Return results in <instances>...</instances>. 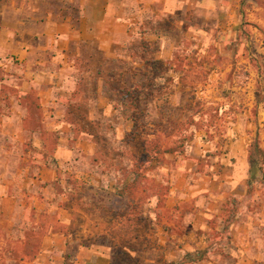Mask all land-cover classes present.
<instances>
[{
	"label": "rangeland",
	"instance_id": "374dc122",
	"mask_svg": "<svg viewBox=\"0 0 264 264\" xmlns=\"http://www.w3.org/2000/svg\"><path fill=\"white\" fill-rule=\"evenodd\" d=\"M10 1L0 0V30ZM238 5L248 62L194 48L171 61L147 52L144 61H123L111 87L125 123L83 122L85 130L73 131L83 137L79 148L67 146L77 148L76 161L51 183H40L39 165L23 156L51 153L55 144L39 152L31 130L10 128L21 120L32 126L38 114L13 113L6 97L15 72L0 66V264H40L42 239L54 233L74 247H108L112 264H264V165L251 160L256 141L264 151V0ZM37 202L45 207L31 208ZM160 236L190 254L171 261Z\"/></svg>",
	"mask_w": 264,
	"mask_h": 264
},
{
	"label": "crops",
	"instance_id": "0c3cea01",
	"mask_svg": "<svg viewBox=\"0 0 264 264\" xmlns=\"http://www.w3.org/2000/svg\"><path fill=\"white\" fill-rule=\"evenodd\" d=\"M241 1L62 0L61 8H57L51 7V0H11L2 13L0 59L6 61H0V66L6 63L7 72H15L8 76L10 91L6 97L13 113L22 112L24 118L38 114L37 119L32 118V126L21 120L10 128L31 130L26 131L29 143L39 147V152L51 140L55 144L51 153L23 156V161L39 165L40 183L57 181L61 169L76 161L77 148L74 151L67 146L74 143L79 148L83 137H75L73 131L85 130L83 122L94 129L100 124L125 123L120 116L121 107L125 109L120 92L111 87L121 79L120 67L126 65L123 61H144L145 52L154 55L156 61H171L175 51L194 48L204 55L214 49L222 61L248 62L244 55L247 41H238V37L249 34L240 29ZM137 35L144 37V45L141 41L138 47L131 46ZM13 62L20 66L14 67ZM81 134L86 136L83 131ZM88 143L94 152L100 145L95 135ZM43 206L45 202H37L31 208L38 211ZM170 238L160 236L164 247L171 244L169 249L174 252L167 253L171 261H175L171 255L184 260L191 249H180L176 238ZM68 239L62 233L43 237L36 262L112 264L108 247H74L67 244Z\"/></svg>",
	"mask_w": 264,
	"mask_h": 264
},
{
	"label": "trees",
	"instance_id": "16d2710c",
	"mask_svg": "<svg viewBox=\"0 0 264 264\" xmlns=\"http://www.w3.org/2000/svg\"><path fill=\"white\" fill-rule=\"evenodd\" d=\"M254 152L251 155V160L255 164H257L259 167L264 165V151H262L257 143V141L254 143L253 146Z\"/></svg>",
	"mask_w": 264,
	"mask_h": 264
}]
</instances>
